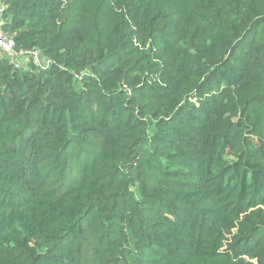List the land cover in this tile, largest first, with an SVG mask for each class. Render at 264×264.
I'll return each mask as SVG.
<instances>
[{
  "label": "trees",
  "instance_id": "1",
  "mask_svg": "<svg viewBox=\"0 0 264 264\" xmlns=\"http://www.w3.org/2000/svg\"><path fill=\"white\" fill-rule=\"evenodd\" d=\"M0 264H264V0H5Z\"/></svg>",
  "mask_w": 264,
  "mask_h": 264
},
{
  "label": "built area",
  "instance_id": "2",
  "mask_svg": "<svg viewBox=\"0 0 264 264\" xmlns=\"http://www.w3.org/2000/svg\"><path fill=\"white\" fill-rule=\"evenodd\" d=\"M5 8V0H0V53L8 56L10 62L16 68L25 66L28 61H33L35 65L41 68L47 67L50 61L41 55L39 49L15 48L13 34L9 33L3 27V15Z\"/></svg>",
  "mask_w": 264,
  "mask_h": 264
},
{
  "label": "rangeland",
  "instance_id": "3",
  "mask_svg": "<svg viewBox=\"0 0 264 264\" xmlns=\"http://www.w3.org/2000/svg\"><path fill=\"white\" fill-rule=\"evenodd\" d=\"M0 54H2V53H0Z\"/></svg>",
  "mask_w": 264,
  "mask_h": 264
}]
</instances>
